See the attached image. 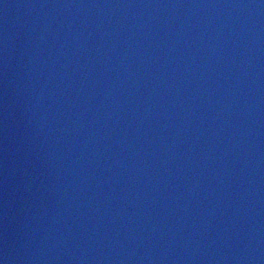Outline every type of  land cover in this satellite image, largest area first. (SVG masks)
<instances>
[{
	"label": "water",
	"instance_id": "95a60500",
	"mask_svg": "<svg viewBox=\"0 0 264 264\" xmlns=\"http://www.w3.org/2000/svg\"><path fill=\"white\" fill-rule=\"evenodd\" d=\"M0 264H264V0H0Z\"/></svg>",
	"mask_w": 264,
	"mask_h": 264
}]
</instances>
